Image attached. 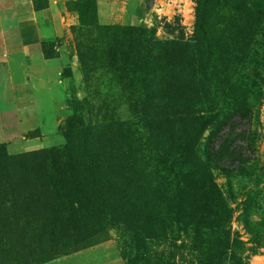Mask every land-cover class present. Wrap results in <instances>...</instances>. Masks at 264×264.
<instances>
[{"label": "trees", "instance_id": "16d2710c", "mask_svg": "<svg viewBox=\"0 0 264 264\" xmlns=\"http://www.w3.org/2000/svg\"><path fill=\"white\" fill-rule=\"evenodd\" d=\"M70 8L78 14L72 32L85 40L78 49L82 73L99 67L114 72L128 91L134 120L89 125L74 115L63 131L62 150L0 157V236L7 234L5 225L20 221L71 222L81 198L98 206L104 199L108 208L119 203L121 222L144 236L164 240L166 227L184 226L197 251L209 244L205 264L224 262L222 223L229 211L211 170L230 177L241 167L245 161L236 140L251 152L232 126L233 118L249 125V111L232 106L221 90L228 79L219 82L218 77L236 58L212 55L197 40L161 43L141 27L99 25L94 0H75ZM207 127L199 155L196 146ZM14 185H24L27 197L17 204L24 211L10 214L4 207L11 202L7 195L21 189ZM85 188L94 194L85 195ZM63 233L51 227L47 240L53 243ZM21 250L25 257L32 253L24 244Z\"/></svg>", "mask_w": 264, "mask_h": 264}, {"label": "rangeland", "instance_id": "374dc122", "mask_svg": "<svg viewBox=\"0 0 264 264\" xmlns=\"http://www.w3.org/2000/svg\"><path fill=\"white\" fill-rule=\"evenodd\" d=\"M42 3L43 0H36V7ZM70 3L67 10L75 23L64 37L41 46L46 57H54V45L64 48L66 63L60 76L66 87L54 102L46 96L35 98V108L41 116L28 122L34 128L22 137L34 138L38 149L10 153L0 144L1 158L62 150L66 143L63 131L74 115L89 125L134 120L128 110V91L114 72L99 67L85 76L82 73L78 49L85 40L82 33L72 32L78 26V14ZM94 3L99 25L141 27L151 32L153 41L161 43L197 40L202 49L209 46L205 51L212 55L226 53L236 58L227 64L228 73L218 77L219 82L228 79L227 87L221 85L225 86L221 90L227 93L232 106L249 111V125L233 118L232 126L233 132L249 144L251 152L245 150L240 139L236 140L245 161L241 167L230 177L211 170L223 205L229 211L222 223L226 259L220 264H264V0H94ZM209 131L207 127L197 143L199 155ZM16 187L19 185L13 186ZM19 188V192L7 195L11 202L4 207L10 214L13 210L24 211L17 204L27 194L24 185ZM85 192L93 195L95 191L85 188ZM85 199L75 203L77 210L71 222L29 225L20 221L17 226L5 225L7 234L0 236V264H205L209 259V255L205 256V251H210L209 244H203L197 251L187 227L171 225L164 230V240L148 238L136 226L121 222L119 203L114 202L108 208L104 199L101 206L92 198ZM51 227L64 232L53 243L46 236ZM22 244L32 251L28 257L21 250Z\"/></svg>", "mask_w": 264, "mask_h": 264}, {"label": "crops", "instance_id": "0c3cea01", "mask_svg": "<svg viewBox=\"0 0 264 264\" xmlns=\"http://www.w3.org/2000/svg\"><path fill=\"white\" fill-rule=\"evenodd\" d=\"M72 1L43 0L36 7V0H0V144L10 153L38 149L34 138L22 137L34 128L28 122L40 119L35 98L54 102L66 87L60 76L64 48L54 45V57H46L41 46L64 37L75 23L67 10Z\"/></svg>", "mask_w": 264, "mask_h": 264}]
</instances>
